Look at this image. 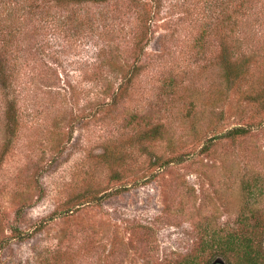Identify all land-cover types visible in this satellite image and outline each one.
<instances>
[{
	"label": "rangeland",
	"instance_id": "1",
	"mask_svg": "<svg viewBox=\"0 0 264 264\" xmlns=\"http://www.w3.org/2000/svg\"><path fill=\"white\" fill-rule=\"evenodd\" d=\"M238 3L90 5L102 16L96 28L59 34L42 60H27L9 93L0 91V264H228L203 241L235 224L242 179L258 180L264 206V107L251 98L264 77V0ZM144 8L154 10L151 42L139 55L132 35ZM38 37L29 33L23 46ZM224 38L232 59L250 64L229 88L216 65ZM137 55L142 71L121 92ZM12 99L15 123L6 114ZM258 117L262 125L203 148ZM156 126L163 138L144 136Z\"/></svg>",
	"mask_w": 264,
	"mask_h": 264
},
{
	"label": "trees",
	"instance_id": "2",
	"mask_svg": "<svg viewBox=\"0 0 264 264\" xmlns=\"http://www.w3.org/2000/svg\"><path fill=\"white\" fill-rule=\"evenodd\" d=\"M109 1L113 0H0V91L2 95L5 97L9 90L14 87V81L19 77L22 67L27 64V60H42L44 44H50L52 40L58 38L59 34L64 37H74L87 29L96 28L95 19L100 21L102 16H94L95 13L91 12L89 7ZM243 4V0H239L238 10L243 8ZM153 11L152 9H142L141 16H139L140 24L132 35L134 49L139 55L151 42L149 21ZM208 23L203 20L202 32L196 38L197 45L202 44V47L204 38L209 31ZM29 33L39 36L37 43L31 44V48L23 46V42L26 41ZM234 51L238 52L237 50ZM231 54L232 47L229 41L224 38V41L221 42L220 53L217 56L219 60L216 65L227 88L238 79L245 78L250 66L244 59L241 62L232 59ZM138 58L137 55L133 63L127 66L119 77L117 89H120L121 92L128 93L129 89V91H133L143 67L141 62L136 63ZM139 60L141 59L139 58ZM242 63L246 67L238 68L243 66ZM263 78H258V83L262 84ZM257 84L255 83L251 87V98L262 110L264 107V87L254 90ZM12 101L13 99L7 105L6 114L8 121L15 123L17 113L13 108ZM262 124L263 120L258 117L245 126L232 127L221 134L208 137L203 148L209 147V142L215 138L234 139L250 131L254 125ZM164 134L165 131L163 133V130L161 131L156 126L146 132L144 136L159 140L163 138ZM6 148V146L2 148L0 156H3ZM187 154L185 152L167 157L160 161L161 164L158 166L183 161ZM240 190L243 200L235 224L231 227H222L223 234H217L211 241L204 240L203 247L211 248L222 255L228 264H264V206L258 204L259 195L262 193L261 184L257 179L251 182L248 179H242ZM12 232L20 237H23L26 232L28 233V231H23L20 228H12ZM4 241L5 239H2L0 245ZM182 264H198L197 258L190 257Z\"/></svg>",
	"mask_w": 264,
	"mask_h": 264
},
{
	"label": "water",
	"instance_id": "3",
	"mask_svg": "<svg viewBox=\"0 0 264 264\" xmlns=\"http://www.w3.org/2000/svg\"><path fill=\"white\" fill-rule=\"evenodd\" d=\"M214 264H224V262L220 258H217Z\"/></svg>",
	"mask_w": 264,
	"mask_h": 264
}]
</instances>
